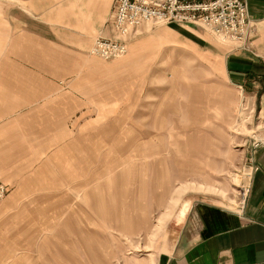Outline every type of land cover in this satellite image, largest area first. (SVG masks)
<instances>
[{"label":"rangeland","instance_id":"obj_1","mask_svg":"<svg viewBox=\"0 0 264 264\" xmlns=\"http://www.w3.org/2000/svg\"><path fill=\"white\" fill-rule=\"evenodd\" d=\"M58 1L0 0V139L13 156L0 177L11 188L0 264H155L185 203L241 205L263 123L225 79L231 45L148 24L127 55L104 61L87 48L97 32ZM15 66L53 96L31 105ZM6 101L26 104L8 112Z\"/></svg>","mask_w":264,"mask_h":264},{"label":"crops","instance_id":"obj_2","mask_svg":"<svg viewBox=\"0 0 264 264\" xmlns=\"http://www.w3.org/2000/svg\"><path fill=\"white\" fill-rule=\"evenodd\" d=\"M67 4L74 11H79L80 24L84 30L102 31L105 37H111L108 20L114 12L115 0H68ZM246 6L248 21L253 27L249 49L232 46L221 48L223 69L229 86L238 90L240 99L246 98L257 111L263 128L256 127L255 137L264 139V0H246ZM166 26L175 33L177 31L174 28L185 29L200 40H206L203 36H212L207 31L199 35L196 29L192 28L198 27L195 25ZM130 44L131 42L128 49ZM10 60L6 58L2 62L19 65ZM10 68L16 69L20 75V72L25 73L24 85L28 84V80L32 84V89L29 88L31 94H28L31 96V105H35L40 96H53L54 89L51 84H43L41 90L39 77L34 76L30 72L31 69L24 67L22 70L19 66ZM3 70L4 67L0 73L4 74ZM14 72H8L6 79L14 81ZM24 92L25 90L20 94L24 95ZM25 104V101H21L13 107V103L6 101L5 109L15 112ZM4 111L2 103L0 113ZM3 149L4 144L0 139V177L8 181L7 174L13 165V156L7 157L3 154ZM245 155L251 172L244 202L235 210L231 206L224 207L217 202L206 200L185 203L187 209L174 232V237L159 252L155 264H264V143L261 147L247 151ZM87 179L85 182L94 181L92 178L89 181H86ZM166 181L165 184L169 187ZM4 184L8 194L11 188L7 183ZM102 264L107 262L103 261Z\"/></svg>","mask_w":264,"mask_h":264},{"label":"built area","instance_id":"obj_3","mask_svg":"<svg viewBox=\"0 0 264 264\" xmlns=\"http://www.w3.org/2000/svg\"><path fill=\"white\" fill-rule=\"evenodd\" d=\"M195 25L232 47L248 50L253 27L248 21L246 0H115L108 20L111 37L98 31L89 54L104 61L116 60L128 53L131 37L144 25ZM256 141L253 148L261 147ZM248 188L243 194L244 202ZM7 188L0 180V205Z\"/></svg>","mask_w":264,"mask_h":264}]
</instances>
